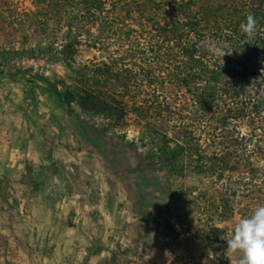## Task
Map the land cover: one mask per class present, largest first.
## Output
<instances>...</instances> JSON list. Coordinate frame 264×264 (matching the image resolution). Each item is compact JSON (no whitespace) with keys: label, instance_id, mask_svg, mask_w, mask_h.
Listing matches in <instances>:
<instances>
[{"label":"trees","instance_id":"obj_1","mask_svg":"<svg viewBox=\"0 0 264 264\" xmlns=\"http://www.w3.org/2000/svg\"><path fill=\"white\" fill-rule=\"evenodd\" d=\"M31 1L36 14L70 17L77 45L85 38L107 54L78 71L79 99L118 127L133 119L152 146L126 173L154 166L184 177L188 158L198 174L249 178L254 209L264 205V0ZM248 13L258 21L250 40L239 29ZM39 79L70 107L73 93Z\"/></svg>","mask_w":264,"mask_h":264},{"label":"rangeland","instance_id":"obj_2","mask_svg":"<svg viewBox=\"0 0 264 264\" xmlns=\"http://www.w3.org/2000/svg\"><path fill=\"white\" fill-rule=\"evenodd\" d=\"M38 10L31 0H0V125L18 124L8 77L21 81L45 78L60 92L73 93L70 107L65 105L82 122L88 138L109 156L112 170L132 174L130 195L125 196L124 184L113 181L110 185L111 224L105 245L110 250L109 264H233L239 254L226 251V240L238 219L253 212L251 180L238 173L224 178L198 174L188 158L184 177H173L168 169L154 166L126 173L139 160H147L152 146L140 141L141 131L133 119L118 127L79 99L86 80L78 71L101 62L107 54L85 38L77 45L70 17L60 20L56 14H36ZM47 18L54 20L45 27ZM90 29L95 33L88 26L84 30ZM206 46L218 50L215 43ZM131 205L125 220L117 209ZM23 213L29 215L30 207L25 205ZM8 231L0 227V264H75L84 262L88 253L76 244L77 257L60 260L46 239L41 238L36 247L8 236Z\"/></svg>","mask_w":264,"mask_h":264},{"label":"crops","instance_id":"obj_3","mask_svg":"<svg viewBox=\"0 0 264 264\" xmlns=\"http://www.w3.org/2000/svg\"><path fill=\"white\" fill-rule=\"evenodd\" d=\"M6 81L18 124L0 125V227L24 244L46 239L60 260L77 257L79 244L88 253L75 264H109L110 185L122 183L130 195L132 174L112 170L109 156L47 84ZM132 209L117 211L127 220Z\"/></svg>","mask_w":264,"mask_h":264},{"label":"clouds","instance_id":"obj_4","mask_svg":"<svg viewBox=\"0 0 264 264\" xmlns=\"http://www.w3.org/2000/svg\"><path fill=\"white\" fill-rule=\"evenodd\" d=\"M239 29L249 40L255 36L258 21L254 13L247 14L245 22L239 25ZM233 50L225 51L222 57L226 54L231 55ZM226 243L227 252L239 254V258L233 264H264V205L257 206L250 216L238 219L233 234Z\"/></svg>","mask_w":264,"mask_h":264}]
</instances>
